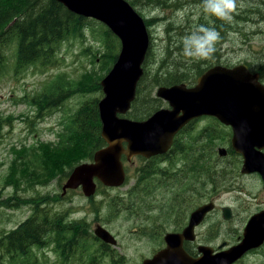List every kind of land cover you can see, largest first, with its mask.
<instances>
[{"label":"rangeland","instance_id":"374dc122","mask_svg":"<svg viewBox=\"0 0 264 264\" xmlns=\"http://www.w3.org/2000/svg\"><path fill=\"white\" fill-rule=\"evenodd\" d=\"M197 1L200 3H191L195 12L193 16L183 14L182 8H176L180 4L173 8L137 6V10L141 11L146 19H154L149 25L151 57L148 55L145 61L148 76L142 94H147L151 89L150 81L164 59L175 65L173 61L180 60L179 52H176L174 48L186 35L191 34L198 27L200 19H203L204 23L213 25L221 37L216 44V51L208 62L230 66L249 61L256 70L262 69L261 66L264 67V0H237L242 12L234 11L231 14V21L228 22L211 14L204 15L202 0ZM94 22L95 27L87 26L85 38L77 35L64 40L59 45L53 65L40 62L25 68H17L16 44L5 49L6 62L0 75V238L3 231L12 230L21 221L33 215L35 209L39 207L38 204L42 203L44 208L51 209L52 213H62L72 222L88 223V228L92 231L96 223L103 224L116 239L117 242L112 248L124 256V263L142 264L144 258H151L156 251L166 246L163 235L155 234V231L150 229L153 222L145 220L143 214L150 205L152 213H149V216L158 215L156 206L163 200L160 187L155 189L152 186V189L148 191L151 200L143 197L138 199L136 211L133 214L124 211L134 198L129 195L128 188L139 183L140 176L135 175L143 162L147 163L148 159L143 156L134 157L132 159L134 161L128 163L130 178L126 180L127 183L119 187L105 186L97 191L92 199L87 198L81 189L72 188L76 190L71 191H69L70 188L65 189L70 175L62 178L63 165H71L70 163L77 162L85 156V150L89 145H83L84 136L86 141H93L92 138L97 139L96 136L92 137L93 126L90 125L92 129L90 127L86 129V126L74 125L71 129L73 123L70 122V117H74L86 102L99 100L104 96L103 91L96 89L95 81L106 74L105 69H102L104 62L101 55L107 48L105 40H102L98 33L97 36L92 35V30L103 24L97 20ZM217 23L222 24L220 28L217 27ZM185 31L187 33H184ZM173 64L170 65V69L174 68ZM191 66L188 64L182 67ZM61 76L63 80H59ZM82 76H86L89 80L87 91L75 92L59 109L50 105L42 107L38 103V91L51 82L54 81L47 90L59 94L64 92L63 89H67L63 81L77 84ZM156 90L157 87L155 92ZM200 119L197 122L198 125L208 126V118ZM218 126L226 127L220 123ZM193 131L185 133L182 138L187 139ZM59 134L67 139L63 144L64 150H61L60 145L53 147L58 141ZM231 137L232 134H230ZM204 143H209L214 149L205 156L207 160L204 162V168L208 171L196 170V173H199L196 174L198 189L189 193V198L193 200L186 206V218L190 216V211L195 206L207 202L212 196L216 198L215 183L218 182L220 186L221 182L217 173L213 178L209 177V172L214 170L215 164L219 166L221 174L225 175L229 172L227 176L230 179L224 183L229 195L235 197L238 203L244 196L237 188L240 184L237 167H242V159L236 153L230 152H234L231 141L229 140V144L224 141L220 143L218 140H207ZM219 147L228 148L230 151L222 157L218 154ZM199 162L201 163V160ZM160 164L164 167L169 165V162ZM52 170L55 171L52 173ZM47 178L51 180L43 185L41 182ZM256 185L253 183L251 187L256 189ZM175 191L179 190L175 189ZM46 196H50V200L47 201ZM15 197L23 203L13 208L3 206L6 201ZM96 204L106 206V209L102 208L97 213ZM226 220L223 216L220 218L212 214L211 218L209 217L207 221L199 225L202 226L201 237L213 243L231 239L233 233L230 227L228 228L229 223ZM186 224L184 221L181 227L183 228ZM71 225L77 229L83 228L80 222ZM167 229L169 232L176 231L178 225L173 222L167 226ZM92 241H94L93 238L88 240V242ZM83 243L82 236L78 244ZM188 246L195 250L193 244ZM44 250V255L37 253L39 264H74L77 261L76 258L70 257L66 262L61 256L52 253L50 248ZM195 251L199 253L198 250ZM32 252L36 253V248ZM8 258L9 256L6 264L11 262ZM14 261L21 262L18 257ZM100 264H113V260L105 256Z\"/></svg>","mask_w":264,"mask_h":264},{"label":"water","instance_id":"95a60500","mask_svg":"<svg viewBox=\"0 0 264 264\" xmlns=\"http://www.w3.org/2000/svg\"><path fill=\"white\" fill-rule=\"evenodd\" d=\"M68 10L104 23L121 42L118 57L102 79L104 97L99 101L102 137L108 146L95 153L94 161L72 171L66 188L83 187L85 194L94 193L96 176L107 186L118 187L125 181L122 155L151 157L168 151L175 134L190 120L211 115L234 129L232 149L243 156L244 172H260L264 176V84L258 73L246 64L234 68L217 65L205 71L195 86L186 84L160 86L156 95L169 102L144 121H133L126 114L136 98L137 87L144 74L151 35L145 17L128 0H57ZM126 142L124 146L123 142ZM226 149L220 148V156ZM214 208L203 205L192 213L188 226L180 234H168L166 246L143 264H233L247 250L258 247L264 239V211L253 215L237 245L218 252L205 244L194 256L185 249L184 241L194 238V225ZM228 213V211L226 212ZM225 213V219L230 215ZM98 238L115 245L110 232L98 226Z\"/></svg>","mask_w":264,"mask_h":264},{"label":"trees","instance_id":"16d2710c","mask_svg":"<svg viewBox=\"0 0 264 264\" xmlns=\"http://www.w3.org/2000/svg\"><path fill=\"white\" fill-rule=\"evenodd\" d=\"M128 1L136 9L139 5L160 6L161 8L168 7V0ZM141 14L143 15L142 12ZM152 20L154 19H146L148 26L151 24L150 21ZM94 21L96 20L75 14L57 0H0V75L6 62L5 49L9 46L13 44L17 46V68H25L40 62L53 65L59 44L77 35L82 37L85 36L87 26H96ZM200 21H203V19H200ZM221 25V23H217L218 28H220ZM94 29L95 30H92V35L97 36L98 33V35L102 37L101 39L105 40L107 49L101 56L104 62L102 69H105L107 73L118 57L121 43L117 36L105 25L101 24L99 28ZM184 33H187V31ZM184 33H182V35H184ZM182 48V42L174 48L176 52H179L178 57H180V60L173 61L176 65L172 62H168L166 59L161 62L150 81L149 86H151V89L147 94H142L148 76L146 68L147 63L144 64L145 72L138 84L137 98L132 104L128 117L139 120L150 117L160 108L166 106V104L164 105V100L155 95L156 87L170 86L179 83L194 85L198 77L208 69V66L214 64L208 62V59L197 60L188 58L183 55ZM148 55L151 57V51ZM171 64L174 65L172 69H170ZM188 64L192 66L189 68L182 67ZM258 72L261 78L264 79V67ZM163 74H165V76H163ZM103 77L104 75L95 81V87L99 91H102L100 82ZM63 79V76H61L59 80ZM78 82L77 84H73L69 81H63L67 89H63L64 92L55 94L47 90V87L54 83L53 81L51 84L47 85L45 89L43 88L41 91H38V103H40L42 107L44 105L59 107L66 99L73 96L75 92L80 90L83 92L87 91V85L89 83L88 78L82 76ZM98 101V99H94L86 102L74 117H70V122L73 123L71 129L74 125L86 126V129L93 126V129L91 128L94 133L92 137L96 136L97 139L92 138L93 141H86V136H84L83 145H89L85 150V156L77 162L70 163L71 165H63L62 178L63 176H68L77 164L92 160L95 151L106 145V142L101 136V120L99 117ZM208 130V126L204 127L198 125L196 131L189 134L187 139L182 138L187 130L180 131L176 135L173 146L170 148L169 152L155 157V159L158 160V165L160 166L162 159H168L171 167L177 166L182 158L191 160L192 155H195L197 157L195 158L196 169L199 170V172L201 170H206V168H204V162L207 160L205 156L208 152L213 151L214 148L209 143L204 142L207 140H216L217 136L220 134L217 129L216 130L219 132L218 135ZM187 133H190V131ZM61 150H64V145ZM123 158L126 159L125 156ZM141 158L144 160L143 157ZM199 160H201V163ZM128 167L129 166H127V171H129ZM54 171L55 170H52V173ZM164 172L167 174L166 171ZM147 173L148 167L141 166L139 172L135 176L138 175L142 178ZM209 177L211 178V176ZM50 180L51 178H47L41 183L46 185ZM104 187L105 186L100 185L98 191ZM20 203L23 202H19V198L15 197L6 201L3 206L6 208H13ZM52 219L53 215H49L45 210L37 207L34 214L19 225V227L7 232V234L3 231L2 237L0 238V264H6L8 256V259L11 261L10 264L16 263L14 261L16 257L21 260V262H17L16 264H39L38 254L44 255L45 248H50L52 253L61 256L66 262L70 257L76 258L77 261L74 262V264H100L105 256H109L110 259L113 260V264H125L124 256L118 254L117 251L112 248V245L105 244L94 236L93 231L88 229V223H86V228L77 229L71 225L73 224L72 221L64 223L63 220L57 222ZM82 236L84 243L77 244L79 238ZM91 238H93L94 241L88 242ZM95 241L100 242V244H96ZM34 248L37 250L36 253L32 252Z\"/></svg>","mask_w":264,"mask_h":264},{"label":"flooded vegetation","instance_id":"af4514ba","mask_svg":"<svg viewBox=\"0 0 264 264\" xmlns=\"http://www.w3.org/2000/svg\"><path fill=\"white\" fill-rule=\"evenodd\" d=\"M191 3L199 4L200 2L197 0H168L167 6L169 8H173L175 7V5L180 4L176 8H182L183 14L186 13L190 16H193L195 12H194V8H192ZM239 11L242 12V10L240 9V5L237 3L235 13ZM203 14L208 15V13L204 11ZM238 17H242V15H238ZM200 25L214 27L213 25L204 23V21H200L197 24V26ZM256 33H258V31H256ZM241 63L246 64L251 73L253 74L258 73L260 75V73L258 72L259 70H256L254 65L251 64L249 61H243ZM217 64L220 63H214L213 65L208 66V69L214 67V65ZM236 65L237 64L230 65L229 67L233 68ZM261 67L263 68V66ZM260 80L264 84V79L261 78V75H260ZM218 123L223 124L219 121L218 118L208 115V129H209L208 131H211L216 135H218L220 132L216 140L220 141V143L224 141L229 144V140L232 141L234 135L233 127L231 125L223 124L226 127L220 128L218 126ZM198 124L199 123H197V121L194 120L190 121L181 130H185V131L187 130L185 133L193 130L196 131ZM204 127L206 126L204 125ZM230 134H232L231 138H230ZM225 149L227 155L228 151L230 150H228V148ZM169 150L170 148L166 153H168ZM230 152L234 154L236 153L235 151L234 152L230 151ZM218 154L220 155V147L218 148ZM236 155L242 159V167L239 166L237 167V174L240 180V184L237 188L241 194H244V196H242V200L238 203L235 197L229 195V192H227L228 188L224 186V183L230 179L227 176L229 172H227L225 175L221 174L219 170V166L215 164L214 170L210 171L209 174L211 178H213L215 173H217L221 182L220 186H218V182L215 183L214 189H216L217 191L216 198L212 196V198L209 199L207 202H204L203 204L200 205L198 204L190 211L191 213H193L199 207L203 205H208L210 203H213L214 205V208L210 212L205 214L204 218L201 219V221L198 224L194 225V230H193L194 238L184 241L185 246L188 248L189 252L192 253L193 255L197 254V251L195 250H197L198 246L201 244H206L208 246H211L214 248V252H218L221 250L229 249L235 246L236 244L240 243L250 218L257 213L264 211V176L260 172H244L243 156L238 153H236ZM156 156L158 155H155L154 157L146 158L148 159L147 163H145L144 161L143 164L141 165L142 167H148V173L144 177L142 178L140 177L139 183H136L135 185L130 187V191L132 193H135V196L131 201V204L126 208L125 211H129L131 214H133V212L136 211V201L141 197L147 198V200H151L148 191L152 189V186H154L155 189L160 187L163 200L161 204L156 206V210L158 209L157 212L158 215H153L154 217L149 216V213H152L150 210V205L148 206L147 211L143 214L146 218L145 220H151V223L153 222V224L150 226V229L154 230L155 234L163 235L165 241V236L168 233H176V234L183 233L184 229L187 227L190 221L191 213L190 216L186 218L185 212H186V206L188 204H191L193 200V198L191 197L189 198V193H193L198 189L197 186L198 183L196 177L197 169L195 166V157H194L195 155H192L191 160H188L187 158H182L181 160L182 162L180 161L177 166H172V167L170 165L161 167V164L159 166L158 160L155 159ZM133 161L134 160H132V162ZM165 161L168 162V159H162L160 163H163ZM164 171H166L167 174ZM206 171L208 170L206 169ZM198 176L200 177V175ZM253 183L257 184L256 189H253V187H251ZM175 189H178L179 191H175ZM224 209H225V213L228 211V213L226 214H229L231 217L226 221L227 223H229L228 228L230 227L233 233V237L231 239H225L219 243H213L211 241L203 239L200 235V228L202 226L199 225L205 222V220L207 221L209 217L211 218L212 214H215L216 216H220V218L221 216H223V218L225 219ZM184 221L187 224L182 228L181 226ZM173 222L174 224L178 225V229L176 231L169 232L167 226ZM188 244H193L195 250L189 247ZM260 244L261 245H259L258 247H254L247 250L233 264H264V239Z\"/></svg>","mask_w":264,"mask_h":264},{"label":"clouds","instance_id":"9594fccd","mask_svg":"<svg viewBox=\"0 0 264 264\" xmlns=\"http://www.w3.org/2000/svg\"><path fill=\"white\" fill-rule=\"evenodd\" d=\"M202 7L204 12L228 22L236 10L237 0H202ZM220 38V33L214 27L200 25L183 38L182 53L192 59H209L216 51Z\"/></svg>","mask_w":264,"mask_h":264}]
</instances>
